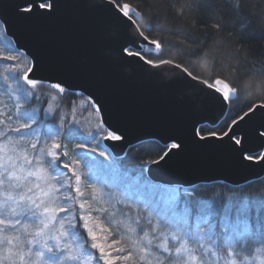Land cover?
Masks as SVG:
<instances>
[{"label":"water","instance_id":"1","mask_svg":"<svg viewBox=\"0 0 264 264\" xmlns=\"http://www.w3.org/2000/svg\"><path fill=\"white\" fill-rule=\"evenodd\" d=\"M54 2L51 13L20 20L13 18L14 0H3L0 15L9 19L20 45L38 58V77L63 80L97 97L105 120L125 137L122 142L101 141L111 157L121 159L130 147L146 141L162 143L180 137L185 150L173 161L151 169L145 165L144 173L152 180L173 186L224 183L239 187L264 177V164L241 163L227 140L192 143L194 128L215 127L225 118L235 93L224 80L208 82L170 60L146 59L142 53L154 52L159 45L141 31L140 13L129 4ZM236 121L242 122L234 134L245 136V149L264 145L258 136L264 126L263 103L252 106L220 135ZM108 136L119 139L111 131Z\"/></svg>","mask_w":264,"mask_h":264},{"label":"rangeland","instance_id":"2","mask_svg":"<svg viewBox=\"0 0 264 264\" xmlns=\"http://www.w3.org/2000/svg\"><path fill=\"white\" fill-rule=\"evenodd\" d=\"M6 67L0 65V72ZM8 84L13 91L16 90L14 81L0 79V112L5 122L0 131L5 132L9 121L12 127H18V121H27L29 117L25 113H30L24 109L18 113L15 101L10 98ZM30 89L27 92L34 91L39 98L51 96L49 92L40 96V88ZM83 100L81 98L76 103V118L87 129L95 124V120ZM54 102H51L49 116L53 114ZM37 107L35 101L33 110H39ZM72 110L67 113L69 120ZM65 115L63 110L59 112L55 119L57 126ZM31 124L27 135L13 139L16 158L0 167V264H115L117 256H131V264H263V258L259 256L237 258L227 241L214 239L209 230L179 232L175 229L164 234L163 244L158 247L149 245L148 235L137 234L138 226L133 224V219L160 218L153 203L137 202L111 185L105 187L102 176L94 167L73 156L76 153L79 158L81 144L88 133L74 134L72 142L65 136L63 142L67 150H61L65 159L60 167L48 171L43 167L46 165L40 163L43 149L60 134H54L48 128L45 129L47 133H43V129L31 127ZM98 143L102 150H106L101 141ZM93 147L85 145L84 151ZM98 161L105 164L102 158ZM84 176L85 183L94 184L98 189L97 198L90 187L82 190L81 177ZM154 201L158 208H166L158 198ZM89 223L98 233V240L89 232ZM80 229L84 233L76 232ZM114 239L120 242L117 245L120 251L105 258L96 244H111ZM106 250L114 252V249ZM121 264L129 262L121 261Z\"/></svg>","mask_w":264,"mask_h":264},{"label":"trees","instance_id":"3","mask_svg":"<svg viewBox=\"0 0 264 264\" xmlns=\"http://www.w3.org/2000/svg\"><path fill=\"white\" fill-rule=\"evenodd\" d=\"M114 1L119 5L129 4L134 7L140 13L139 28L146 37L158 43L159 47L156 51L144 53L146 59L153 62L170 60L184 67L192 75L208 82L222 79L234 90L235 95L229 102L225 118L215 127L207 125L200 127L204 135L223 134L232 121L252 106L258 103L264 104V0ZM7 54L5 51V55ZM39 88L41 89L40 96L46 92L52 93L50 88ZM25 91V94L29 93L28 89ZM31 94L38 97L34 91ZM40 99L42 100L43 97ZM71 101L72 97L55 101L51 117L56 119L62 110L64 115L65 113L68 115L67 113L73 108ZM36 102H38L37 108H40V102ZM34 103L35 101L32 105H26L22 109L30 113L37 111L36 108L33 110ZM47 103L45 102V107ZM31 127L43 129V133H47L46 128H48L56 134L55 121L52 118L41 121L39 125L32 123ZM64 139L65 136L61 137L62 141ZM158 144L160 143L156 141L140 143L130 147L121 159H114L110 155L109 163L105 164L98 160L93 162L91 158H80L81 152L78 154L79 158L76 153L74 155L70 153V156L84 160L86 165L94 167L96 172L102 176L105 187L108 188V185H111L117 191L130 195L126 197L131 200L153 203L160 218L133 219V224L138 226L137 234L148 235L149 245L158 247L160 243L163 244L164 234L174 232L175 229L179 232H192L195 229L209 230L214 239H218L219 242L227 241L237 258L259 256L263 258L264 264V227L252 233L225 231L222 227H218L216 233L213 234L208 224L203 222L199 224L194 222L190 226L178 225L170 219V213L165 211L166 208H158L154 199L143 200L130 192L125 184L112 179L114 169H118L121 173L144 172L146 163L143 161L156 154ZM192 188L196 190L198 197L212 202L229 201L236 197L241 203L245 200L259 201L264 198V177L239 187H231L224 183H211L198 184ZM183 190L188 191V189ZM185 203L194 202L186 200ZM261 221H264V212L258 214L257 225ZM76 232L84 233L81 229ZM170 241L173 243L172 240Z\"/></svg>","mask_w":264,"mask_h":264},{"label":"snow or ice","instance_id":"4","mask_svg":"<svg viewBox=\"0 0 264 264\" xmlns=\"http://www.w3.org/2000/svg\"><path fill=\"white\" fill-rule=\"evenodd\" d=\"M2 2L3 0H0V3ZM54 7V0H14L13 18L28 20L30 18H35L33 14L36 13H51ZM5 51L8 53L7 55H5ZM0 65L7 66L4 71L0 72V79L5 82L12 80L17 85L16 90L13 91L11 84H8V91L11 93L10 98L16 103L18 113L26 105H32L33 101L40 102L39 110L25 113V115L29 117L27 121H18V127H12L9 121L7 131H0V167H2L4 163L10 162L16 158L17 150L13 147V139L15 137L27 135L29 124L31 123L39 125L41 121L47 120L48 118H52V120L55 121V117L49 116V112L52 108L51 102H58L67 97H72V118L69 120L68 115H65L60 126L55 124V132L60 133V136L58 138L53 137L50 142L45 144L43 149L44 155L40 163L46 165L43 167L48 171H50L51 168L60 167L61 161L65 159L61 150H67L66 143L61 140V136H66L69 141L72 142L74 141V134L83 135L84 133H88V135L85 136L84 142L81 144V156L83 158L91 157L93 158V162H96L100 158H102L105 163L110 160V153L107 150H102L98 141L116 143L122 142L125 137L105 120L103 105L92 93L69 86L63 80L38 77L36 75L37 69L40 67L38 58L27 48L20 45L15 33L11 32L9 19L3 15H0ZM54 85H59V87H53ZM39 87L52 89L51 96H45L41 100L31 93L25 94V89H36ZM81 97H86V99L83 100V105H87L91 110L90 115L92 119L95 120V124L87 129L82 126V121L76 118V101ZM45 102H48L47 108L45 107ZM92 105L95 107L93 108ZM253 111H255V109ZM97 112L99 113L98 115ZM2 117L3 113L0 112V127H3L5 123ZM241 122L242 121H236L232 128L228 129L224 135L216 134L214 136H206L201 129L194 128L191 135L192 143L203 145L209 142L223 143L227 140L232 150L238 155L241 163L264 164V145L253 150L245 149V136L242 133L238 135L234 134L237 125ZM109 131L115 133L119 139L115 140L108 136ZM197 131H200L199 135H197ZM258 136L260 139L264 140V126L258 131ZM237 140L239 142H237ZM169 143H173L175 146L169 147ZM88 144L94 147L89 151H84V146ZM184 150V139L180 137H171L168 141H163L158 144L156 146V154L144 159L143 163H146L149 169H151L152 166L167 165ZM25 162H27L26 157ZM64 171H67V169L65 168ZM69 176H71V173H69ZM112 179L115 182L125 184L130 192L135 193L143 200H153L157 198L161 200L170 213V219L175 221L178 225L190 226L194 222L196 224L203 222L208 224L213 234L216 233L218 227H222L225 231L246 233H252L258 228L264 227V221H261L259 225L256 223L258 214L264 212V198H261L259 201L245 200L242 203L238 202V197L229 201L212 202L198 197L196 190L193 189L191 185H165L162 181L152 180L151 176L143 171L139 174H132L121 173L118 169H114ZM86 180V176L81 177L82 190H86L90 187L92 194L97 198L98 189L94 184L89 185L85 183ZM185 188L188 189L187 192L183 190ZM186 200L193 201L194 203H185ZM254 213L257 215L254 216ZM85 219L87 220L89 218L85 217ZM87 227L91 235L98 240L99 236L98 233L94 231V226H90L89 223ZM119 243V241H115L111 244L97 243L96 248L100 250L101 254H105V258H109L120 251V247H117ZM106 249H114V252H109ZM121 261H127L131 264L132 257L117 256L115 264H121Z\"/></svg>","mask_w":264,"mask_h":264},{"label":"bare ground","instance_id":"5","mask_svg":"<svg viewBox=\"0 0 264 264\" xmlns=\"http://www.w3.org/2000/svg\"><path fill=\"white\" fill-rule=\"evenodd\" d=\"M114 1V0H113ZM115 2V1H114ZM116 3V2H115ZM117 4V3H116ZM144 53H147V52H143L142 55L144 56ZM145 57V56H144ZM146 58V57H145ZM235 93V92H234ZM230 102V101H229ZM252 108V107H251ZM245 113V112H244Z\"/></svg>","mask_w":264,"mask_h":264}]
</instances>
